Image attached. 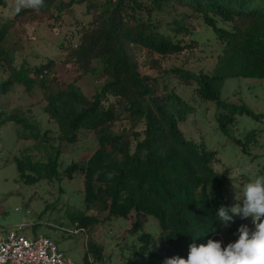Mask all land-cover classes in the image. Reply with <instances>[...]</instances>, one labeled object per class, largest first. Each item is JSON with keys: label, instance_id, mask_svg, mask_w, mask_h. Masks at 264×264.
<instances>
[{"label": "trees", "instance_id": "1", "mask_svg": "<svg viewBox=\"0 0 264 264\" xmlns=\"http://www.w3.org/2000/svg\"><path fill=\"white\" fill-rule=\"evenodd\" d=\"M3 5L6 0H0ZM78 7L84 8L78 11L82 17H73L76 30L60 46L78 76L92 79V95L78 79L61 82L54 59L18 63V45L11 41L15 25L38 15L49 16L60 34L56 23ZM192 19L210 28L219 43L214 68L196 73L173 66L163 71L156 60L164 79L143 74L141 52L168 56L195 47L185 39L195 32ZM171 76L183 85L196 84L201 100L223 109L217 118L222 133L234 134L239 116L255 114L246 105L223 100L221 90L228 78H264V0H44L39 9L23 7L15 17H0V98L17 84L29 92L41 90L43 114L56 128V135L50 136L48 127L41 135L40 123L29 116L20 111L8 116L33 137L48 141L43 148L52 150L45 160L19 157L20 179L34 184L61 179L60 170L69 179L81 173L87 209L124 218L134 212L133 232L141 227L140 216L155 217L159 237L143 233L140 240L161 264L176 256L186 259L193 243L217 241L225 226L216 213L221 206L230 208L225 182L213 164L217 152L186 138L180 128L196 107L168 87ZM4 114L0 110V127ZM124 120L129 126L117 129ZM84 134H92L97 144L91 155L62 160L61 145L76 144ZM95 221L82 213L73 217L77 228ZM90 254L99 256L101 249L88 240L84 264H92Z\"/></svg>", "mask_w": 264, "mask_h": 264}, {"label": "rangeland", "instance_id": "2", "mask_svg": "<svg viewBox=\"0 0 264 264\" xmlns=\"http://www.w3.org/2000/svg\"><path fill=\"white\" fill-rule=\"evenodd\" d=\"M80 9L84 8L78 7L75 12L61 16L64 20L56 23L60 34L53 30L54 22L48 19L49 16L38 15L34 20L15 25L11 41L18 45V63L26 59L31 65H39L41 61L54 59L57 61L56 76L61 82L78 79L84 91L92 95V79L78 76L76 67L64 61L65 51L60 46L61 39L64 36L71 38L76 30L73 17H82L78 12ZM16 11V0H6V5L0 6V17H15ZM190 22L195 32L185 39L195 47L168 56L141 52L139 61L143 74L164 79L163 71L173 66H182L196 73L210 72L214 68L219 43L211 29L200 20L192 19ZM156 60L161 63L163 71L154 66ZM166 82L169 88H175L181 97L195 105V113L190 114L180 128L186 138L204 143L209 150L217 152L213 164L225 182L227 203L230 208L237 204L242 207L243 186L257 174L264 175V78L235 77L226 80L221 90L223 100L246 105L255 114L254 117L247 114L239 116V124L231 136L224 135L218 127L217 118L223 109L213 101L201 100L195 91L196 84L183 85L174 76ZM42 105L41 90L34 88L29 92L19 84L0 98V110L5 112L4 124L0 127V228H15L24 223L28 226L24 231L27 236H50L58 248L77 263L84 262L89 240L101 249L99 256L90 254L92 264H161L152 254V248L145 247L140 240L143 233L159 237L161 228L155 217L140 216L141 227L133 232L137 220L134 212L124 218L108 216L107 210L87 209L81 173L69 179L60 170L61 179H43L34 184L20 179L16 166L19 157L45 160L52 150L43 148L48 141L33 137L29 130L24 131L22 124L8 116L20 111L31 121L40 123L41 135L46 127L51 129L50 136L56 135V128L52 122H47ZM127 126L129 124L124 120L117 124V129ZM96 147L94 136L84 134L76 144L61 145V158L65 162L78 155L79 158H88ZM80 213L95 217L96 221L85 228V232L73 233L77 228L73 217ZM241 226L254 231L252 217L233 215L232 222L217 234L222 247L238 240Z\"/></svg>", "mask_w": 264, "mask_h": 264}, {"label": "clouds", "instance_id": "3", "mask_svg": "<svg viewBox=\"0 0 264 264\" xmlns=\"http://www.w3.org/2000/svg\"><path fill=\"white\" fill-rule=\"evenodd\" d=\"M44 0H16V10L22 7L39 9ZM243 206L219 207L218 220L225 227L233 220V215L252 217L255 230L247 226L238 229L239 238L234 243L222 247L220 241L208 240L206 244H191L188 257L167 258L164 264H264V175L257 174L242 189Z\"/></svg>", "mask_w": 264, "mask_h": 264}, {"label": "built area", "instance_id": "4", "mask_svg": "<svg viewBox=\"0 0 264 264\" xmlns=\"http://www.w3.org/2000/svg\"><path fill=\"white\" fill-rule=\"evenodd\" d=\"M27 227L22 223L15 228H0V264H84L67 256L50 236H27ZM253 227L255 230L254 224ZM80 231L85 229L76 228L73 233ZM89 261L93 262L90 256Z\"/></svg>", "mask_w": 264, "mask_h": 264}]
</instances>
